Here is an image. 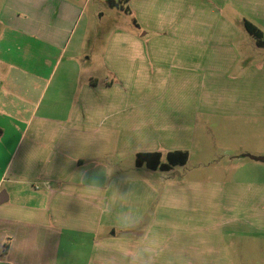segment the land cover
Listing matches in <instances>:
<instances>
[{
  "label": "crops",
  "instance_id": "obj_1",
  "mask_svg": "<svg viewBox=\"0 0 264 264\" xmlns=\"http://www.w3.org/2000/svg\"><path fill=\"white\" fill-rule=\"evenodd\" d=\"M99 1L109 13L87 16L89 0L1 1L0 264H237L242 243L209 231L242 220L154 214L144 223L141 194L150 189L149 199H157V188L128 182L111 161L122 160L128 144L135 166L140 153L159 152L164 163L170 152L191 159L194 126L177 115L191 110L153 107L158 82L178 76L187 84L211 71L219 81L251 76L252 52L240 51L239 40L250 35L245 21L264 32V0ZM111 10L128 14L134 30L114 31L95 53L88 34L111 28ZM167 32L171 40L162 37ZM228 88L238 98L250 94V86L241 95ZM150 96L152 105H141ZM228 144L236 146L229 155L244 154L264 170L257 159L264 154ZM251 231L235 234L251 244L264 240Z\"/></svg>",
  "mask_w": 264,
  "mask_h": 264
},
{
  "label": "rangeland",
  "instance_id": "obj_2",
  "mask_svg": "<svg viewBox=\"0 0 264 264\" xmlns=\"http://www.w3.org/2000/svg\"><path fill=\"white\" fill-rule=\"evenodd\" d=\"M1 1L4 0H0V4ZM107 5L99 0H89L85 8L87 16L93 11L109 13ZM111 17V28H93L88 34L95 53H102V45L114 31L134 30L132 18L128 14L111 10ZM103 20L108 22V16ZM117 20L120 22L119 26L125 28H115ZM164 36L172 39V33L167 32L162 35ZM241 36L240 51L245 54L252 52V58H247L253 64L254 71L251 76L245 78L242 73L231 74L219 81L218 75L211 71V74L199 75L187 84H183L184 81L178 76H171L165 85H161L162 81L158 82L159 97L153 107L160 111L183 108L191 110L188 115L177 114L184 116L185 125L194 126L187 134V137L191 136L193 143L189 147L191 159L185 167L179 166L173 173L168 174L161 171L153 173L146 168L138 169L135 166V156L131 152L134 146L130 144L126 147L127 153L119 160L120 163L111 161V164L122 178L137 187L157 188V199H149L150 189L141 194L144 223L154 214L170 219H181L197 213L201 217L229 222L240 219L243 222H230L228 226L221 228L216 226L215 230L209 232L218 236L223 232L225 240L235 239L242 243L237 256L232 250L237 264H264V240H256L251 244L235 234L237 231L249 229L256 235L264 236V187L260 184L264 181V170L255 167L261 163L252 161L244 154H228V150L236 147L228 144L230 141L239 145V151L243 147L250 148V156L264 154V71L258 70L264 62V49L257 48L253 36L245 33ZM163 42L164 40L159 42V45ZM156 51L154 49L153 52ZM158 51L162 52L163 49L159 48ZM127 54H131V50L127 49ZM145 54L150 56V45L146 46L144 56ZM106 78L111 80L112 76L107 75ZM245 86H250L248 97L238 98L237 93H232V89L228 88L238 87V94L241 95ZM150 98L151 96L143 97L141 105H152V102H148ZM235 106L249 109L247 116L221 112L222 107L230 109ZM221 125L228 126L231 130ZM244 182H250L251 185L246 186ZM219 184L222 189H217ZM163 192L166 194H162ZM142 226L144 225H138L137 230Z\"/></svg>",
  "mask_w": 264,
  "mask_h": 264
},
{
  "label": "trees",
  "instance_id": "obj_3",
  "mask_svg": "<svg viewBox=\"0 0 264 264\" xmlns=\"http://www.w3.org/2000/svg\"><path fill=\"white\" fill-rule=\"evenodd\" d=\"M128 1V0H127ZM113 6L114 2H110ZM248 33L256 39L257 46L264 48V32L249 21H245ZM2 129H0V137ZM163 155L156 153H140L136 156V166H146L151 170H160L164 172L171 171L174 167L185 166L188 163L189 154L187 152H170L167 154V162L162 161Z\"/></svg>",
  "mask_w": 264,
  "mask_h": 264
},
{
  "label": "water",
  "instance_id": "obj_4",
  "mask_svg": "<svg viewBox=\"0 0 264 264\" xmlns=\"http://www.w3.org/2000/svg\"><path fill=\"white\" fill-rule=\"evenodd\" d=\"M257 159H259V160H261V161H264V158H257Z\"/></svg>",
  "mask_w": 264,
  "mask_h": 264
}]
</instances>
